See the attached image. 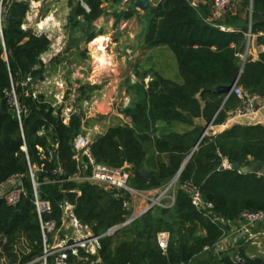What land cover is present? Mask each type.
I'll list each match as a JSON object with an SVG mask.
<instances>
[{
  "label": "trees",
  "instance_id": "1",
  "mask_svg": "<svg viewBox=\"0 0 264 264\" xmlns=\"http://www.w3.org/2000/svg\"><path fill=\"white\" fill-rule=\"evenodd\" d=\"M33 1L43 0L11 3L0 37V185L22 173L28 189V195L16 206L0 200V264H29L43 253L30 164L38 168L35 176L40 182V198L51 202V212L44 215L45 219L59 221L65 200L76 203L78 218L95 234L121 223L127 215L114 190L87 181L54 182L60 179L53 174L55 168L61 167L68 178L77 172L73 141L83 125L92 126L93 122H85V110L78 104L80 111L72 112L66 123L64 106L55 105L44 92H36L35 85L45 80L48 71L79 53L66 50L65 57L62 53L49 64L43 61V55L51 49V39L45 33L24 28ZM83 1L90 12L79 0L71 1L69 23L80 29L81 40L89 43L102 35L94 23L108 8L103 0ZM262 4L264 0H241L238 15L218 21L234 30L209 24L206 14L201 15L188 0H163L152 6L147 15L146 43L150 48L163 46L172 50L181 81L165 78L152 68V80L147 86L137 83L135 99L122 110L130 122L111 125L91 143L96 160L109 166H131L129 183L136 189H159L181 169L205 127L180 133L158 128V123L168 127L174 123L194 125V118L200 116L212 125L225 123L229 111L240 100L236 95L226 99V93L217 88L232 86L238 78L244 88L264 96V52L258 59H248L244 67L237 56L245 49L250 7L253 30L264 32ZM135 11L133 5L128 11L114 10L116 24L131 19ZM147 75L150 74L140 78ZM13 90L18 108L11 105L7 94ZM80 90L83 95L89 91L86 86ZM151 147L154 153L167 155L168 162L146 163ZM258 160L264 161L262 124H234L221 133L205 135L180 175L175 204L170 208L155 207L131 225L103 238V264H264L262 257H249L244 250L239 251L245 259L241 263H236L232 254L204 251L223 237L222 225L198 210L182 188L186 181H192L214 204L212 215L236 221L245 211L264 210V176L231 166L243 167ZM225 161L230 167L225 166ZM143 170H151V175L144 177ZM160 231L170 232L166 253L158 244Z\"/></svg>",
  "mask_w": 264,
  "mask_h": 264
},
{
  "label": "built area",
  "instance_id": "2",
  "mask_svg": "<svg viewBox=\"0 0 264 264\" xmlns=\"http://www.w3.org/2000/svg\"><path fill=\"white\" fill-rule=\"evenodd\" d=\"M13 1L0 0V37H3V25L9 16V7ZM79 1L86 11L90 12V8L85 2L83 0ZM135 1L123 0L122 4L135 6ZM148 1L155 7L163 0ZM188 2L196 10H200L203 4H209L210 13L205 20L222 30L229 29L219 24L218 21L226 16L238 15L241 8V0H188ZM245 37V49L243 52L237 53V56L242 61V67H244L248 59H258L257 57L264 52V42H257L260 38H264V32H255L253 30L252 8H250V21L248 29L245 31ZM7 94L11 105L18 108L15 91L13 90ZM231 95H236L240 100V103L228 113V120L234 121L235 124H246L247 120L254 119L262 110L264 111V96L252 93L244 88L240 84L239 78L232 85L230 91L226 93V99ZM68 120L69 116L65 117L64 121L66 123ZM85 131H87L86 128ZM85 131L79 133L73 141V158L77 162V172L74 176L68 178L61 167L55 168L53 174L59 175L60 179L54 182H65L67 180L87 181L102 186L107 190H114L127 211L125 220L110 227L102 234H95L89 225L78 218L76 203L68 200L63 201L61 204L62 216L59 221L45 219L44 215L51 212V202L40 198V182L36 180L35 176V171L38 168L30 164L29 175L33 187L34 204L42 230L43 253L29 264L34 262H39L40 264H103L101 257L103 238L131 225L135 220L155 207L170 208L175 204L176 190L181 174L179 176L176 174L159 189L149 191L136 189L129 183L132 176L129 165L109 166L96 160L90 147L93 140ZM50 155H52V152H50ZM182 188L189 194L192 204L198 210L206 212L209 216H212L214 222L222 224L224 218L216 214L212 215L214 204L205 199L198 186L192 181H186ZM152 192H155V194ZM27 195L28 189L25 175L22 173L12 175L0 185V200L3 199L9 206H16ZM263 222L264 210L245 211L241 214L239 222L234 227L233 234L238 238H254L259 235L254 230L255 227ZM169 242L170 232L161 231L158 233V244L164 253L168 250ZM218 243L213 247H205L204 251L214 249L216 254H220ZM233 256L236 263L245 261L239 252L233 254Z\"/></svg>",
  "mask_w": 264,
  "mask_h": 264
},
{
  "label": "rangeland",
  "instance_id": "3",
  "mask_svg": "<svg viewBox=\"0 0 264 264\" xmlns=\"http://www.w3.org/2000/svg\"><path fill=\"white\" fill-rule=\"evenodd\" d=\"M71 1L43 0L30 4L24 27L45 33L52 41L51 49L42 57L43 61L49 64L62 53L65 57L68 55L66 50L79 53L70 55L69 60L48 71L45 80L36 84L35 89L52 97L55 105H63L65 117L80 111L79 105L82 104L85 122H93L92 126L83 125L82 131L85 128L94 131L98 126L97 130L102 132L106 122L107 126L130 122L124 116L119 120L118 113L122 114V110L135 99L141 75L148 72L152 77V66L158 72L167 70L174 73L176 59L167 47H148L145 40L149 24L147 11L136 9L131 19L116 24L114 10L123 12L130 8L122 4L123 0L104 2L108 11L94 23L106 40L96 43L81 40L80 29L69 23L73 8ZM49 16L53 22L42 28L39 24ZM257 42L263 43L264 39ZM83 52L86 55H82ZM102 56L104 61L99 60ZM83 86L89 90L86 95L80 90ZM129 168L133 175L132 167Z\"/></svg>",
  "mask_w": 264,
  "mask_h": 264
},
{
  "label": "crops",
  "instance_id": "4",
  "mask_svg": "<svg viewBox=\"0 0 264 264\" xmlns=\"http://www.w3.org/2000/svg\"><path fill=\"white\" fill-rule=\"evenodd\" d=\"M261 6L264 7V4H262ZM198 12L201 15H205L206 14V16H205V18H206L208 16V14L210 13L209 4H203L201 9L198 10ZM223 19L224 18H222L220 20H223ZM249 21H250V15H249L248 24H249ZM222 25H224L229 30H234L233 27H230V26L225 25V24H222ZM257 58H259V57H257ZM152 67L155 68L154 66H152ZM174 67L176 69V71L174 73H170L167 70L159 71V72L165 78L181 81V79L178 77L177 62H176V64H174ZM148 78H150V79H148ZM151 78H152L151 75H147L144 79L143 78L140 79V83H145L146 86H147L148 83L152 80ZM123 116L124 115L118 113L119 120L123 119L122 118ZM193 122H194V125H188V124H185V123H174L170 127H168V125H166L165 123H158L156 126L158 128H163L165 130H174V131H177V132H180V133H184L185 131L192 130L196 126H204L205 130H206L205 135H207V134L215 135V134H218V133H221V132L225 131L226 129L231 128L235 124L234 121H230V120L227 119V121L225 123H223V124L212 125L211 122H207L203 116L194 118ZM246 124H262V125H264V111L262 110L254 119L247 120ZM97 127L98 126H96V130H94V131H92V129H90V130L87 129V131H85V133H87L88 136L92 140H94L99 135L105 133L110 126H107V122H106V125H104L102 127V132H101V130L100 131L97 130ZM159 160L167 163L168 162V157L165 154L158 155V153H154V149L151 147L149 152H148V155H147L146 163L148 162V164L154 165ZM224 164L227 167L229 166V163L227 161H225ZM149 171H151V170H149ZM239 220L240 219H238L236 221H227V220L223 219L221 225H222L224 234H223V237L221 238V240L218 243V246H219V249H220V253H225V254L227 253V254H230V255L232 254L233 255V254L239 252L240 250H244L246 255L249 256V257H262L264 259V222L263 223H259L254 229L259 235H257L254 238H249L248 239V238H238L237 236H235L233 234L234 227L237 225ZM211 251H213L215 253L214 249H212Z\"/></svg>",
  "mask_w": 264,
  "mask_h": 264
},
{
  "label": "water",
  "instance_id": "5",
  "mask_svg": "<svg viewBox=\"0 0 264 264\" xmlns=\"http://www.w3.org/2000/svg\"><path fill=\"white\" fill-rule=\"evenodd\" d=\"M104 1L106 3H109L111 0H104ZM135 8L145 12V11H149L152 8V5H151V3L148 0H136L135 1ZM231 88H232V86H219L217 88V90L219 92L227 93V92L230 91ZM205 133H206V130L203 132V134L199 138V140H198L196 146L194 147L192 153L190 154V156L185 160V162L182 165L181 169L178 171L177 176H179L182 173V171L184 170V168L187 165V163H188L190 157L192 156L193 152L195 151V149L197 148L198 144L200 143V141L205 136ZM24 149H26V148H24ZM231 167L233 169L239 170V171L244 172V173H257V174H260V175L264 176V161L263 160L253 161L250 164L245 165L243 167L239 166V165H232ZM142 174H143L144 177H149L151 175V171L143 170Z\"/></svg>",
  "mask_w": 264,
  "mask_h": 264
},
{
  "label": "bare ground",
  "instance_id": "6",
  "mask_svg": "<svg viewBox=\"0 0 264 264\" xmlns=\"http://www.w3.org/2000/svg\"><path fill=\"white\" fill-rule=\"evenodd\" d=\"M54 17V16H53ZM53 20V18L51 17V16H49L45 21H43L42 22V24H39V25H42L41 27L43 28L45 25H47V24H49L50 25V21H51V23L53 22L52 21ZM48 26V25H47ZM104 40H106V37L104 36V35H101V36H98V37H96L93 41H92V43H96V42H101V41H104ZM105 55V54H104ZM97 59V58H96ZM99 60L100 61H104L105 59L103 58V56L102 57H100L99 58ZM103 65V64H102Z\"/></svg>",
  "mask_w": 264,
  "mask_h": 264
}]
</instances>
